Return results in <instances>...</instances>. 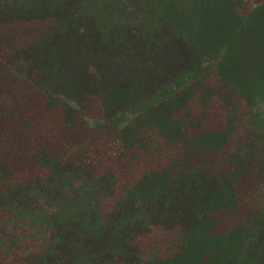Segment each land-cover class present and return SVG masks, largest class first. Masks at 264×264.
I'll return each instance as SVG.
<instances>
[{"label":"trees","instance_id":"16d2710c","mask_svg":"<svg viewBox=\"0 0 264 264\" xmlns=\"http://www.w3.org/2000/svg\"><path fill=\"white\" fill-rule=\"evenodd\" d=\"M121 1L100 27L99 15L86 0H0V46H14L0 75L6 68L15 78H33L45 105L61 107L65 127L82 128L76 106L88 107L94 96L101 109L98 117L108 120L125 147L146 151L153 134L168 143L180 142V158L188 149L191 156L222 155L223 163L208 172L202 168L207 161L178 174L169 167L151 170L163 191L148 200L120 183L121 175L112 169L95 172L82 158L74 162L45 147L34 155L41 176L21 178L15 159L2 151L0 264H264V0H188L192 6L177 0L186 13L206 9L189 31L159 22L155 27L140 17L146 5L155 10L174 0H135L124 13ZM171 40L180 42L183 66L174 64L166 71L156 66L154 81L170 79L160 85L151 79L145 83L152 85L149 91H161V102L151 95L136 101L141 85L119 79L121 61L134 44L148 55L151 49L165 50ZM79 58L82 68L74 63ZM208 60L210 70L204 64ZM213 73L230 91L224 105L228 97L235 101L229 109L223 107L222 120L210 129L188 118L193 98L202 104L217 93L207 82ZM122 109L134 118L119 115ZM20 122L25 130L28 122ZM238 126L249 131L247 137L262 151L255 166L262 183L250 195L252 201L245 200L252 207L245 221L217 232V219L235 217L243 207L240 180L251 169L256 149L245 150L241 142L224 152ZM186 127L199 131L188 136ZM19 135H14V150ZM0 145L7 148L1 134ZM220 237L233 244L235 258L214 250Z\"/></svg>","mask_w":264,"mask_h":264},{"label":"rangeland","instance_id":"374dc122","mask_svg":"<svg viewBox=\"0 0 264 264\" xmlns=\"http://www.w3.org/2000/svg\"><path fill=\"white\" fill-rule=\"evenodd\" d=\"M117 1L119 3L121 0H86L85 5L99 15V26L103 27L114 16ZM174 1L175 3H169V5L161 1L164 5L157 6L155 10L150 5H146V8L140 11V17L148 19L149 23L155 27L159 22L158 26L167 23L168 26L170 24L177 29L188 31L194 29L206 9L201 7L193 10L194 14L186 13L187 11L180 6V3L177 0ZM185 1L189 5L192 2H195V4L196 2L215 4L211 0H190L191 3L188 0ZM121 3H124L122 13L135 6V0H123ZM185 5L189 7V5ZM166 47L165 50L160 51L151 49L149 54L146 55L140 45L134 44L128 49L126 58L121 61L119 79L125 81L137 80L141 85L136 101H143L148 95H151L156 97L157 102H161L163 98L161 91H149L152 85L147 87L145 83L149 79L154 81L157 78L155 71L153 72L156 66L165 71L174 64L180 67L183 66L184 52L181 50L180 42L171 40ZM12 49H14V46L11 44L0 46V67H3L2 61L7 60L6 55ZM74 63L80 68L85 66V64H82L81 58L75 60ZM204 64L207 65L208 70L213 68L210 60ZM4 70L5 75H0V134L4 140V146L6 145L7 148L3 150L0 145V152L3 151L8 154V157L12 158L10 160L15 159V169L21 178L41 176L43 172L34 161V155L39 153L41 147H45L44 150L48 153L59 154L61 158L72 157L71 160L74 162H78L82 158L84 163H90L95 172L112 169V171L121 175L120 183H127L134 191L140 192L149 200L163 191L161 182L149 174L151 170L159 172L161 169L169 167L173 173L178 174L179 171L191 167L196 162L200 165L202 162L207 161L209 164L207 163L202 168L203 171L208 172L211 169H219L223 163L222 155L217 156L218 159L215 156H213V159L207 157L206 154L191 156V151L188 149L185 156L180 158L178 152L181 148L180 142L168 143L164 138L153 134L152 144L146 151L125 147L122 140L110 127L108 120L98 117L101 109L97 105L94 96H90L89 106H86V109L82 108L81 105L76 106L79 111L76 116L82 128L65 127L63 126L61 107L59 105L52 107L45 105L43 102L44 95L36 90L33 78H28L25 75H22V78H15V74L11 73L9 69L4 68ZM167 79L169 80L170 77L158 78L153 84H164L168 81ZM207 82L217 90V93L202 104L193 98L190 102L192 107L188 119L193 122L199 121L200 127L214 129L217 128L223 118L225 113L223 107L229 109L235 98L233 96L228 97L229 104L228 106L224 105L223 97L226 94L229 96L230 91L219 84V79L214 73L207 78ZM118 113L119 115L122 113L121 116L128 120L134 118L130 110L122 109ZM21 120L28 122L25 130L21 126ZM98 122H100V126L97 125ZM194 131H199V129L186 127L185 134L189 136ZM248 132L247 129H242V126H238L237 135L230 136L229 145L224 149L226 153L231 152L241 142H245V150L256 148L249 160L252 167L242 175L240 180V185L243 187L240 196L241 201H244L242 202L243 207L235 217L229 216L217 219L213 225V230L217 232L227 230L232 223H237L239 220H241L239 222L245 221V216L252 210V207H247L245 200L252 201L250 195L255 193L256 188L262 183L255 167L256 163L262 158V151L261 149L257 150L256 140L247 137ZM16 133L20 135L17 147L14 150L11 144ZM70 133L73 134L68 137ZM1 155L2 153H0V157ZM214 164L218 167L214 168ZM145 186H150V190L146 191ZM156 230L157 235L162 233V229ZM213 248L216 251L225 250L224 252L229 253L227 254L229 257L235 258L233 244L227 238L225 240L221 239Z\"/></svg>","mask_w":264,"mask_h":264}]
</instances>
